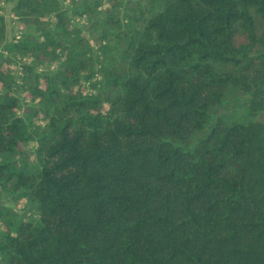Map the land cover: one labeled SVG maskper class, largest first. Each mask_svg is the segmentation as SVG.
<instances>
[{
    "label": "trees",
    "instance_id": "1",
    "mask_svg": "<svg viewBox=\"0 0 264 264\" xmlns=\"http://www.w3.org/2000/svg\"><path fill=\"white\" fill-rule=\"evenodd\" d=\"M0 264H264V0H0Z\"/></svg>",
    "mask_w": 264,
    "mask_h": 264
},
{
    "label": "rangeland",
    "instance_id": "2",
    "mask_svg": "<svg viewBox=\"0 0 264 264\" xmlns=\"http://www.w3.org/2000/svg\"><path fill=\"white\" fill-rule=\"evenodd\" d=\"M8 9H9V6L4 4V7L2 6V8H1V13H3L5 18H6L5 19L6 20V37L10 38L13 35V32H12L11 24H10V21H9ZM27 146H28V148L32 149L33 144L30 142V143L27 144ZM16 207H17L18 210H21L22 203H18Z\"/></svg>",
    "mask_w": 264,
    "mask_h": 264
}]
</instances>
